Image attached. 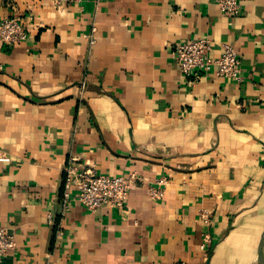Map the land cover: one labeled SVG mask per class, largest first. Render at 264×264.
Segmentation results:
<instances>
[{"label":"crops","instance_id":"1","mask_svg":"<svg viewBox=\"0 0 264 264\" xmlns=\"http://www.w3.org/2000/svg\"><path fill=\"white\" fill-rule=\"evenodd\" d=\"M239 1L229 16L215 0H0L27 31L0 44V226L16 244L0 264H260L264 0ZM197 38L214 57L231 44L238 79L187 83L170 50ZM69 162L136 173L124 206L62 211Z\"/></svg>","mask_w":264,"mask_h":264},{"label":"built area","instance_id":"2","mask_svg":"<svg viewBox=\"0 0 264 264\" xmlns=\"http://www.w3.org/2000/svg\"><path fill=\"white\" fill-rule=\"evenodd\" d=\"M53 5L60 6L67 3H81L84 0H51ZM96 3L102 0H94ZM220 12L236 16L241 13L239 0H215ZM96 27L92 26L88 37L89 44L95 43L94 33ZM27 31L23 22L16 16L0 18V44L15 45L24 41ZM171 55L187 83L199 79L203 75H212L218 78L238 79L239 63L237 51L231 44H223L220 53L212 56L211 42L204 38L192 39L177 43L171 47ZM137 179L136 173L127 175L98 174L90 169H78L69 162L64 168V182L67 189L62 192V211L67 210L73 201L81 204L86 210L94 212L102 207L122 208L127 200L130 188ZM167 179L158 178L154 184L145 190V194L152 200L163 197ZM74 186L76 191L72 195L69 187ZM201 219L208 224V214L201 213ZM48 221L52 222L51 214ZM60 234V233H58ZM209 242V235L205 234L200 248ZM15 239L9 229L0 226V261L15 249Z\"/></svg>","mask_w":264,"mask_h":264},{"label":"water","instance_id":"3","mask_svg":"<svg viewBox=\"0 0 264 264\" xmlns=\"http://www.w3.org/2000/svg\"><path fill=\"white\" fill-rule=\"evenodd\" d=\"M260 264H264V245H263V250H262L261 257H260Z\"/></svg>","mask_w":264,"mask_h":264}]
</instances>
